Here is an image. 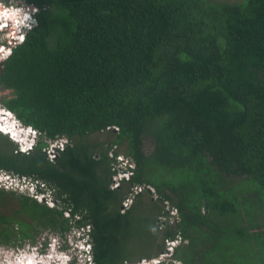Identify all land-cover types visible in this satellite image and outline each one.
I'll list each match as a JSON object with an SVG mask.
<instances>
[{"label": "trees", "instance_id": "trees-1", "mask_svg": "<svg viewBox=\"0 0 264 264\" xmlns=\"http://www.w3.org/2000/svg\"><path fill=\"white\" fill-rule=\"evenodd\" d=\"M21 1L37 21L0 102L40 136L22 152L0 131V170L36 194L0 186V245L83 229L93 264L175 240L168 264H264V0ZM114 146L133 162L118 186Z\"/></svg>", "mask_w": 264, "mask_h": 264}, {"label": "rangeland", "instance_id": "rangeland-1", "mask_svg": "<svg viewBox=\"0 0 264 264\" xmlns=\"http://www.w3.org/2000/svg\"><path fill=\"white\" fill-rule=\"evenodd\" d=\"M224 1L244 2L245 0H224ZM21 3H22L21 0H15V1L12 0L11 3L9 2L8 4H6L4 0H0V8H1L0 14L2 15L4 13H9L12 10H15V13H16L18 9L27 10V8L23 7ZM9 27L11 28V25H9L8 28ZM1 30H2V33H0V41L2 45H4L3 41L5 39L14 43L11 37L19 36V34L15 33V29H12L11 32H10V29H7L6 31H4L5 28H1ZM6 36L8 38H6ZM5 45L6 47L3 49V51H0V62H2L11 53L12 45H7V44ZM1 46H0V49H2ZM13 92L14 91H11L10 94H6L4 96L6 97L12 96ZM4 96H2L1 98H3ZM2 112H7V110L0 102V117H1ZM4 116H6L5 120L8 121L9 116L7 115H4ZM1 118L3 119V116ZM12 119L14 120V118ZM15 122H18V121H15ZM106 134H107V131H104V132L97 133L94 135L92 134V136L103 140L106 138ZM49 148H52V145H49ZM49 148L47 150H49ZM112 150L110 152L112 156L115 155V153H117L116 154L117 162H115L114 164V167L117 170L116 173H119L120 171L122 173V170L125 171V169L128 168L130 164H132L131 162L132 160H129L126 157L123 151V146H114ZM4 173H5L4 171L0 170V175H2L0 179H5L3 175ZM4 188L7 190H17L18 192H23V193H28V194L30 193L32 195L36 193V189L34 185H32L31 183L29 184V181L25 179L19 180V183L17 181L16 185L15 184L12 185V183L9 182L5 185ZM151 191L154 192V198H157L155 189L151 188ZM49 195L47 194L46 197H44V195L42 194L40 195L37 194V197L39 200L48 201L49 204L53 205V202L51 201V197ZM130 203L131 202H128V204ZM128 204L126 205L122 204L123 208L127 207ZM165 210H169V213L171 215L177 214L176 209L173 208L169 203L165 204ZM161 218L164 219V217H161ZM81 231L82 230L73 229L66 236H61L60 234L50 232L49 230H44L41 232V234H39V236L37 237V242L34 244H31L28 241H26L25 245L19 248L13 245H0V264H23L24 260H27L29 263H31V259L34 255V252L35 251L39 252L40 250L45 251V252H39L44 255L42 259L39 260L42 262V264H90L88 263V260H87L88 259L87 254L83 252L84 249L81 248L82 245H81V242L79 241V236L82 234ZM178 243H179V240L166 242L167 247H166L165 252L160 253L157 258L166 259L164 260V264H168L167 260L171 259L170 256L173 253L174 247ZM148 260L149 259H147L146 261ZM139 261H144V259L141 258L138 261L128 262L126 264H133ZM36 264H40V262H36Z\"/></svg>", "mask_w": 264, "mask_h": 264}, {"label": "clouds", "instance_id": "clouds-1", "mask_svg": "<svg viewBox=\"0 0 264 264\" xmlns=\"http://www.w3.org/2000/svg\"><path fill=\"white\" fill-rule=\"evenodd\" d=\"M21 5L23 7H25L24 4H21ZM35 13H33V14L29 13L28 9L27 10L18 9L16 11V13H15V10H12L9 13H4L2 15L0 14V29L5 28L4 31H6L7 29H10V32L12 29H15V33L19 34V36L11 37L13 39L12 41H14L13 44L23 42L25 39L26 32L29 31L33 27V25H30L31 20H33V18L36 20V14ZM9 25H11V28L10 27L8 28ZM6 38H8V37L6 36ZM5 41H8V40L5 39L3 41V43ZM13 44H12V46H13ZM1 47H2V49H4L6 47V45L4 44ZM6 110H7V112H4V113L7 116H9V120L6 121L0 117V123L2 124V126L0 127V131L3 132L4 134H7L13 141H15L17 143L18 149L20 151L30 152L38 142V139L40 136L39 131H37L36 129H34L31 126L24 125L11 111H9L8 109H6ZM10 114H11V116H10ZM12 118H14V120ZM15 121H18V122H15ZM115 155H116V153H115ZM15 177L16 176L9 174V177H7L5 179H0V186L4 187L5 183H7V181L12 180ZM19 180H21V178H19ZM30 183L36 187L35 182L33 183V182L29 181V184ZM123 204H125V202ZM172 215H176V214H172ZM79 230H82L81 231L82 234L79 236V241L81 242V245H82L81 248H83L84 249L83 252L85 254H87L88 263L93 264V262L91 260V253H90L91 246H90V242H89V236L87 233L84 232L83 229H79ZM39 252H45V251L40 250ZM39 252H37V251L34 252V255L31 259V264H36V262H40V264H42V262L39 260H41L44 255L42 253H39ZM146 260L147 259H144V261H143V262H146L145 264H164L165 259L155 257V258L149 259L148 261H146ZM138 263H142V262L139 261V262H136L133 264H138Z\"/></svg>", "mask_w": 264, "mask_h": 264}, {"label": "built area", "instance_id": "built-area-1", "mask_svg": "<svg viewBox=\"0 0 264 264\" xmlns=\"http://www.w3.org/2000/svg\"><path fill=\"white\" fill-rule=\"evenodd\" d=\"M6 4H8V3L6 2ZM24 5H25V7H27L29 13H32L33 14V13H35L37 11V8L35 6L26 5V4H24ZM35 23H36V20L33 18V20H31V22H30V25H35ZM48 142H49V145H52V148H49V145H48V147H46V150L49 148L50 151L47 150V153H49V157L51 159H53L57 155L58 149H63L65 147V144H66L67 140H66V138L60 137V138L55 139V140H49ZM132 167H133V162H132V164L129 165L128 168L125 169V171L122 170V173L120 171L119 173L115 174L114 175V178H113V185L114 186H118L120 184V181L123 178L128 179L130 177L131 173H132ZM3 175H4L5 178L9 177V174L6 173V172ZM1 176L2 175H0V178H1ZM17 181L19 183V178L18 177H15L12 180L7 181V183L10 182V183H12V185H14V184L16 185V182ZM7 183H5V185ZM35 189H36V187H35ZM141 190H142V186L135 187L134 192L131 193L130 198L127 201H125V205L128 204V202H131L133 196L135 195V193H138ZM140 262H142V263H138V264H145L146 263V262H143V261H140Z\"/></svg>", "mask_w": 264, "mask_h": 264}, {"label": "water", "instance_id": "water-1", "mask_svg": "<svg viewBox=\"0 0 264 264\" xmlns=\"http://www.w3.org/2000/svg\"><path fill=\"white\" fill-rule=\"evenodd\" d=\"M13 91V89L11 88H7L4 85L0 84V98L6 94H10V92ZM8 97H12V96H8ZM116 129V128H115Z\"/></svg>", "mask_w": 264, "mask_h": 264}, {"label": "bare ground", "instance_id": "bare-ground-1", "mask_svg": "<svg viewBox=\"0 0 264 264\" xmlns=\"http://www.w3.org/2000/svg\"><path fill=\"white\" fill-rule=\"evenodd\" d=\"M0 10H1V8H0ZM8 15V14H7ZM4 115H6L4 112H2L1 113V117L3 116V119L5 120V118H6V116H4ZM2 126V124L0 123V127ZM40 249V248H39ZM29 262L27 261V260H24L23 261V264H28ZM29 264H31V263H29Z\"/></svg>", "mask_w": 264, "mask_h": 264}, {"label": "snow or ice", "instance_id": "snow-or-ice-1", "mask_svg": "<svg viewBox=\"0 0 264 264\" xmlns=\"http://www.w3.org/2000/svg\"><path fill=\"white\" fill-rule=\"evenodd\" d=\"M0 51H3V49H0Z\"/></svg>", "mask_w": 264, "mask_h": 264}, {"label": "flooded vegetation", "instance_id": "flooded-vegetation-1", "mask_svg": "<svg viewBox=\"0 0 264 264\" xmlns=\"http://www.w3.org/2000/svg\"><path fill=\"white\" fill-rule=\"evenodd\" d=\"M2 85V84H1Z\"/></svg>", "mask_w": 264, "mask_h": 264}]
</instances>
